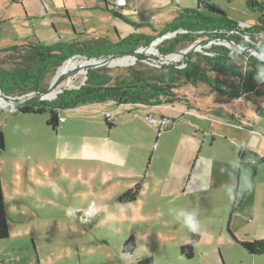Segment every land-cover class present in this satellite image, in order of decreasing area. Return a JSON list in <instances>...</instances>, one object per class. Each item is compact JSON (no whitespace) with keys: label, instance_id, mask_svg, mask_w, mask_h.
I'll use <instances>...</instances> for the list:
<instances>
[{"label":"rangeland","instance_id":"obj_1","mask_svg":"<svg viewBox=\"0 0 264 264\" xmlns=\"http://www.w3.org/2000/svg\"><path fill=\"white\" fill-rule=\"evenodd\" d=\"M208 1L251 26L258 25L264 15V0H255L254 10L246 0ZM196 7L197 0H0V49L29 41L52 46L59 41L98 37L115 43L130 35L157 36L184 9ZM172 34L163 35V40V36L155 37L147 47H139L137 50L148 53L141 61L160 67L163 60L158 58L157 45ZM214 43L240 55L264 56L251 47L207 36L172 53L196 44L201 46L194 52L204 53ZM149 48L153 51L148 52ZM124 57L129 56L120 54L110 65L100 67L109 68L114 77L121 75L139 60L131 57L134 61L114 62ZM71 58L86 59L80 55ZM4 59L7 56L1 53L0 64L13 66ZM183 60L181 56L173 62ZM58 70L44 78L45 86L57 77ZM85 79L82 71L70 86H62L78 88ZM180 91L189 98L191 107L184 102L164 105L166 108L112 101L79 104L59 111L65 121L57 131L46 123L49 111L21 113L2 102L0 130L5 149L0 154V170L10 236L0 240V264H131L136 262L135 256L152 257L154 264H199L211 261V257L216 264H251L254 256L232 238L227 226L226 241L203 242L193 259H184L175 245L176 239L190 233L175 212L202 211L200 192L191 189L192 179L201 175L208 162L205 155L217 153V146L209 147L212 137L204 136V129L220 128L208 119L215 114L206 108L212 99L209 94L190 85ZM236 105L238 109L239 103L235 109ZM248 107L253 109V103L245 101L240 108L245 112ZM106 113L114 118L111 128L105 121ZM165 113L174 124L159 133L147 115L160 117ZM137 185L136 202L117 203L120 195ZM110 215L114 218L109 219ZM197 218L200 225L220 223L213 216ZM131 233L136 236L137 250L135 254L122 253L123 240ZM230 240L232 243L227 242ZM256 257L264 264V255Z\"/></svg>","mask_w":264,"mask_h":264},{"label":"trees","instance_id":"obj_2","mask_svg":"<svg viewBox=\"0 0 264 264\" xmlns=\"http://www.w3.org/2000/svg\"><path fill=\"white\" fill-rule=\"evenodd\" d=\"M246 1L250 9H256L255 0ZM261 8L264 10V2ZM180 29L186 32H177L158 46L161 54L174 52L185 43L203 36L231 40L240 47H252L260 53L264 52V15L259 19L258 25L242 27L239 21L229 17L227 12L215 3L197 0L196 8L184 9L177 19L157 36L130 35L115 43L107 37H98L71 42L59 41L52 46L29 41L0 49V54L7 56V60L3 61L13 64L9 67L0 64V87L6 95L15 97L45 91L50 85H44V78L75 55L88 59L107 55L119 56L149 45L155 37ZM245 36L250 40H246ZM204 51L192 52L182 62L163 64L160 67L141 61L147 58L142 54L138 56L139 60L135 65L126 67L123 74L116 77L110 74L107 67L91 68L84 83L78 88L64 89L51 101L22 103L18 106L11 104L7 108L21 113L42 114L49 111L46 123L57 131L61 123L59 111L74 108L79 104L112 101L117 105L156 107L184 102L190 107L189 98L180 91L190 85L212 98L206 105L209 111L227 118L231 123L242 125L240 120L235 118L236 113L242 112V104L249 100L257 101V98L264 96V60L254 55H240L222 44H212ZM243 98L246 100L242 101ZM235 103H239L238 109L237 105L235 109ZM105 121L109 128L115 125L114 120L105 117ZM4 149L5 136L0 130V154ZM138 190L139 185L128 189L119 196L118 201L135 200L139 194ZM9 220L0 170V240L10 236ZM197 240L198 235L194 233L191 242L180 247V254L192 258ZM241 245L251 254L264 253L263 241L244 242ZM136 250V236L131 233L122 243V253L135 254ZM141 263L154 264V261L149 257Z\"/></svg>","mask_w":264,"mask_h":264},{"label":"crops","instance_id":"obj_3","mask_svg":"<svg viewBox=\"0 0 264 264\" xmlns=\"http://www.w3.org/2000/svg\"><path fill=\"white\" fill-rule=\"evenodd\" d=\"M249 102L253 103V109L249 110L248 107L245 112L235 114L236 120H240L242 125L231 123L216 114L208 117L212 125L220 127L204 129V136L212 137L209 147L217 146V153L205 155L208 162L201 169V175L192 179L191 189L200 192L197 196L202 211L197 216L217 217L220 223L205 222L200 225L194 255L190 259L195 257L203 242L226 241V226L232 238L240 244L264 242V96L258 101ZM164 116L169 117L170 114L165 113ZM138 195L133 201L121 202L117 199V203H134L139 199ZM193 234L190 231L176 239V247L180 249L191 242ZM227 242L232 243V240ZM249 254L254 256L251 264H263L256 256L264 253ZM135 258L136 262L131 264L146 259L139 256ZM199 264H216V261L211 257V261L205 259Z\"/></svg>","mask_w":264,"mask_h":264},{"label":"water","instance_id":"obj_4","mask_svg":"<svg viewBox=\"0 0 264 264\" xmlns=\"http://www.w3.org/2000/svg\"><path fill=\"white\" fill-rule=\"evenodd\" d=\"M163 38H164V36L161 37L160 39H163ZM199 45L200 44L194 45V46L186 49L185 51H183L182 52L183 59H185L187 57V55H189L190 53H192L194 51H197L198 47H200ZM146 47H144V48H146ZM237 47H239V46H237ZM246 48L249 49L248 47H246ZM254 51L256 53H260L257 49L256 50L254 49ZM144 53H145L146 56L148 55L147 51H144V50H142V51L135 50V51L128 52V53H125V54L129 55V56H133V57H138V56H140V55H142ZM262 54H264V52ZM83 57H85V56H83ZM115 57H117V56L116 55H107V56H104V57H99V58L94 57V58H90V59L85 57L87 60L90 61V63H88L87 65L84 66L83 73H85V75H86L88 70L91 69V68L100 67L102 65H110L112 63V61L115 59ZM258 57H263L264 58V56H261V55H259ZM158 58L163 60V63H166V64L174 63L173 60H168L163 55H160ZM69 59H71V58H69ZM69 59H67V60H69ZM61 66H59V67H61ZM65 79H66V74H62V75H60L57 78L54 77L52 82H51V84H50V86L45 91H40L38 93H35L34 95L27 96V97H23V96L15 97V96L6 95L4 93V91L1 89V87H0V90H1L2 96L7 101L8 104H13V105L18 106V105H20L22 103H32V102H37V101H42V100H45V99H49V98L45 97V95L50 93V92H52V91H54L55 89H58L57 93L53 97V98H56L58 96V94L65 89V88L62 87L63 82H64Z\"/></svg>","mask_w":264,"mask_h":264},{"label":"bare ground","instance_id":"obj_5","mask_svg":"<svg viewBox=\"0 0 264 264\" xmlns=\"http://www.w3.org/2000/svg\"><path fill=\"white\" fill-rule=\"evenodd\" d=\"M151 51H153V48H149L148 49V52H151ZM182 52L183 51H180V52H177V53H171L168 56H166V59H168V60H177V59H179L182 56ZM131 59H132L131 57H124V58L116 59L114 62L115 63H119V64H123V63L130 62ZM88 63H90V61L87 60V59L80 60V59H77V58H71V59L67 60L62 67L59 68L56 76L58 77L62 73H65L66 74V79H65L66 81L64 80L63 84H67V85L70 86L72 84V82H73V79L75 77H77L80 74V72L84 71L83 70L84 66L87 65ZM57 91H58V89H55L54 91L46 94L45 97L51 99V98H53L55 96ZM4 101H6V100L2 96V93H1V90H0V104L2 102H4Z\"/></svg>","mask_w":264,"mask_h":264},{"label":"built area","instance_id":"obj_6","mask_svg":"<svg viewBox=\"0 0 264 264\" xmlns=\"http://www.w3.org/2000/svg\"><path fill=\"white\" fill-rule=\"evenodd\" d=\"M242 24V25H241ZM240 25L242 26V27H249L250 25H248V24H246V23H240ZM177 32H181V33H183V32H186L185 30H183V29H180V30H178V31H176V32H169V33H173L172 34V36L173 35H175ZM246 37H248V36H245V38ZM166 38V36H164V38L163 39H165ZM163 39H160V40H163ZM214 39H216V38H214ZM217 40H219V39H217ZM247 40V39H246ZM250 40V39H249ZM215 44V43H214ZM216 44H220V43H216ZM155 45H157V43L155 44ZM197 45V44H196ZM236 46H239V45H237V44H235ZM199 46H201V44L199 45ZM240 47V46H239ZM230 48V47H229ZM157 51H160L159 50V48H158V45H157ZM233 51V50H232ZM172 52H170V54H171ZM160 54H161V52H160ZM166 54H169V53H166ZM166 54H161V55H166ZM129 56V55H128ZM129 57H132L133 58V56H129ZM163 64H166V63H163ZM162 64V65H163ZM162 65H160V66H162ZM105 117L108 119V120H114V118H113V116H112V114H110V113H106L105 114ZM147 120L151 123V124H153L155 127H157V129H158V132L159 133H161V132H163V131H165L166 129H168V128H170V127H172L173 126V124H174V120L173 119H171V118H169V117H167V116H160V117H155V116H153V115H147ZM61 121H64V119H62Z\"/></svg>","mask_w":264,"mask_h":264},{"label":"clouds","instance_id":"obj_7","mask_svg":"<svg viewBox=\"0 0 264 264\" xmlns=\"http://www.w3.org/2000/svg\"><path fill=\"white\" fill-rule=\"evenodd\" d=\"M69 214H71V212L69 211ZM177 218H182V222L185 225V227L188 228L189 231L193 232V233H197L200 231V222L197 218V214L193 211V212H187L185 210H179L177 212H175ZM114 215H110L109 219H113Z\"/></svg>","mask_w":264,"mask_h":264}]
</instances>
